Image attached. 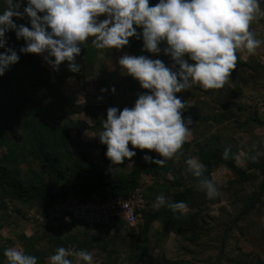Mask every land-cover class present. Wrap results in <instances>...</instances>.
I'll return each instance as SVG.
<instances>
[{"label": "rangeland", "instance_id": "1", "mask_svg": "<svg viewBox=\"0 0 264 264\" xmlns=\"http://www.w3.org/2000/svg\"><path fill=\"white\" fill-rule=\"evenodd\" d=\"M16 3L23 12L27 0ZM156 3L158 0H150V6ZM7 7V0H0V12ZM260 9L250 31L264 41V0H260ZM103 18L102 14L99 19ZM13 20L31 28L27 15ZM5 35L6 47L16 50L20 59L15 63V77L10 74L11 66L0 76V161L24 184H57L33 152L31 127H36L65 169L90 178L95 170L86 165L87 158L108 174L129 175L137 154L113 165L98 134L110 107L131 108L140 94L150 93L118 63L123 55H134L130 40L119 50L98 49L89 37L76 57L80 71L72 72L68 61L57 70L44 59L47 53L20 52L25 41L17 39L15 30ZM159 46L160 53L146 50L149 58L177 70L179 66L173 68L174 61L163 52L166 43ZM237 57L241 66L232 70L222 89L205 90L195 84L175 94L191 104L184 117L193 121L191 135L178 153L166 160L167 170L147 164L138 176V186L147 195L149 215L167 208L153 207L159 195L173 202L187 190L190 198L183 213H163L147 230V220L136 228L83 222L50 227L32 216L46 211L45 202L15 199L0 187V264H8L4 251L9 247L36 256L37 264H49V257L59 247L70 253L87 250L93 254L94 264H264V172L249 167L264 158V113L257 104L264 97V43L255 54L244 50L238 51ZM207 143L217 144L221 151L230 148L237 166L251 179L215 164L208 179L216 184L219 195L208 199L200 178H190L186 164L189 158L199 159V150ZM129 148H133L130 142ZM144 152L163 158L155 150ZM67 258L72 264H84L75 255Z\"/></svg>", "mask_w": 264, "mask_h": 264}, {"label": "clouds", "instance_id": "2", "mask_svg": "<svg viewBox=\"0 0 264 264\" xmlns=\"http://www.w3.org/2000/svg\"><path fill=\"white\" fill-rule=\"evenodd\" d=\"M7 4L9 7L0 12V48L5 49L0 52V76L20 59L16 50L6 47L9 30L25 41L20 52L47 53L44 59L57 70L68 61L72 72L80 71L76 57L89 37L98 49L119 50L129 44L130 37H142L144 50L160 53L159 45L166 43L163 52L174 61L173 68L179 66L175 71L162 60L145 55L125 54L118 61L122 70L150 93L140 94L131 108L107 110L98 136L107 145L105 155L113 165L134 157L137 148L155 150L162 159L149 154L144 159L159 166L172 159L190 137L193 123L190 117H183L191 104L175 94L195 84L205 90L222 89L237 67V52L246 50L252 55L264 43L250 31V24L261 12L260 0H158L154 6L150 0H27L23 12L18 11L16 0H7ZM102 14L104 18L99 19ZM25 15L31 28L13 20ZM138 27L142 33L137 32ZM230 153L231 149L225 148L223 158L229 159ZM186 164L192 175L200 178L208 199L219 195L216 184L204 176V163L192 157ZM161 206L173 213L187 209L185 202H170L163 194L153 205L156 209ZM69 255L94 264L91 252L70 253L64 247L49 257V264H72ZM4 256L8 264H37L38 259L16 247L6 248Z\"/></svg>", "mask_w": 264, "mask_h": 264}, {"label": "trees", "instance_id": "3", "mask_svg": "<svg viewBox=\"0 0 264 264\" xmlns=\"http://www.w3.org/2000/svg\"><path fill=\"white\" fill-rule=\"evenodd\" d=\"M134 27L136 26L134 25ZM137 32L142 33V27H138ZM129 40L130 49L135 56H148L146 50L143 49L142 37L141 39L130 37ZM237 65L241 66V63L237 61ZM16 72L17 69L15 67V64L11 65V76L15 77ZM118 109H120L121 111L123 110L121 108ZM187 113V110H184L183 117H185ZM31 136L33 152L44 163L48 172L56 181H58V183L55 185H40L35 182L24 184L16 173L9 170L0 161V187L7 190L9 195L15 199H33L45 202V204L47 205V209L42 214H46L52 207L54 202H56L58 199L65 198L69 195L92 199L93 195L104 196L108 189H111L112 192L116 195H126L138 186V176L146 169V165L155 164L153 162L145 161L144 149L141 150L137 148V160L135 168L129 175L121 177L117 174H108L107 172H104L102 167H96L91 164L87 158H84L86 165L92 167L95 172L90 178H83L80 173L72 171L70 169H65L61 165L55 155L52 154V151L49 149L48 143L46 142V140H44L43 136L40 134L39 130H37L36 127H31ZM223 152L224 151H221L218 145L215 143H207L200 148L198 157L200 161L206 165V170L204 173L205 177H210L214 169V165L221 163L237 172L238 175L243 179H251V175L248 174L245 169L237 166L236 156L234 154L230 153V158L225 160L223 158ZM152 157L154 159H157L155 156ZM159 167H163L166 170L168 169L164 165ZM249 167L251 170L256 169L264 172V158L261 160L260 163H252L249 165ZM189 177L192 179L197 178L192 174H190ZM189 198L190 193L189 191L185 190L182 193L178 194L173 202H186ZM172 212L173 211L167 207L161 212L149 215L148 204V208L145 212V221L147 220L145 225L146 230L149 229L151 223L157 218H159L163 213L171 214ZM114 224L119 226H125L122 221Z\"/></svg>", "mask_w": 264, "mask_h": 264}, {"label": "built area", "instance_id": "4", "mask_svg": "<svg viewBox=\"0 0 264 264\" xmlns=\"http://www.w3.org/2000/svg\"><path fill=\"white\" fill-rule=\"evenodd\" d=\"M264 113V97L257 102ZM148 199L142 187L137 186L126 195H116L108 189L104 196L93 195L86 199L69 195L58 199L46 214L34 212L32 216L50 227L68 222H84L95 225H108L123 222L126 227L136 228L145 223Z\"/></svg>", "mask_w": 264, "mask_h": 264}]
</instances>
